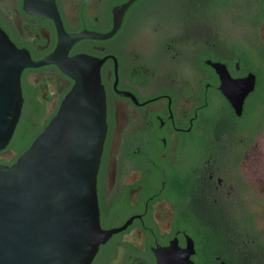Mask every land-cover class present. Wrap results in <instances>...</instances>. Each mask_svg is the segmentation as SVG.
<instances>
[{
	"label": "flooded vegetation",
	"instance_id": "flooded-vegetation-1",
	"mask_svg": "<svg viewBox=\"0 0 264 264\" xmlns=\"http://www.w3.org/2000/svg\"><path fill=\"white\" fill-rule=\"evenodd\" d=\"M127 1L53 0V16L39 12L48 0H0L1 29L32 60L61 51L102 60L97 202L100 227L114 232L90 264H156L154 248L173 238L180 248L192 244L184 264H264V179L248 173L264 136V85L234 52L208 56L218 54L215 31L185 20L184 0H134L112 35L65 50L71 35L108 33L114 9ZM214 63L234 80L254 75L239 114ZM20 84V116L1 164L29 147L74 80L48 62L24 66Z\"/></svg>",
	"mask_w": 264,
	"mask_h": 264
},
{
	"label": "water",
	"instance_id": "water-1",
	"mask_svg": "<svg viewBox=\"0 0 264 264\" xmlns=\"http://www.w3.org/2000/svg\"><path fill=\"white\" fill-rule=\"evenodd\" d=\"M40 13L55 16L53 0ZM134 0L114 9L106 34L83 31L66 39L65 50L81 38H107L118 28ZM64 42L62 47L64 48ZM32 60L0 27V152L9 143L22 106L20 74L24 66L54 62L74 80L37 137L11 165L0 163V264H90L114 232L102 229L96 175L106 134V102L101 59L76 54ZM221 85L237 114L254 75L232 79L214 63ZM156 264L191 263L192 244L154 248Z\"/></svg>",
	"mask_w": 264,
	"mask_h": 264
},
{
	"label": "trees",
	"instance_id": "trees-1",
	"mask_svg": "<svg viewBox=\"0 0 264 264\" xmlns=\"http://www.w3.org/2000/svg\"><path fill=\"white\" fill-rule=\"evenodd\" d=\"M184 18L199 19L216 35L217 53L232 51L243 68L256 73L264 85V42L261 27L264 23V0H184ZM263 68V69H262Z\"/></svg>",
	"mask_w": 264,
	"mask_h": 264
},
{
	"label": "rangeland",
	"instance_id": "rangeland-1",
	"mask_svg": "<svg viewBox=\"0 0 264 264\" xmlns=\"http://www.w3.org/2000/svg\"><path fill=\"white\" fill-rule=\"evenodd\" d=\"M261 38L262 41L264 42V23L261 27ZM248 173L250 175V178L258 180L259 177H263L264 179V136L259 140L257 143V146L252 150L250 153V157L248 160ZM258 165H260V168L258 169ZM257 169H255V167Z\"/></svg>",
	"mask_w": 264,
	"mask_h": 264
}]
</instances>
